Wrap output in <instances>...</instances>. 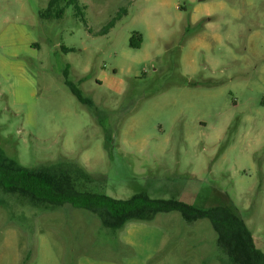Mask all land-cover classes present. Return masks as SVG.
Here are the masks:
<instances>
[{
    "label": "rangeland",
    "instance_id": "374dc122",
    "mask_svg": "<svg viewBox=\"0 0 264 264\" xmlns=\"http://www.w3.org/2000/svg\"><path fill=\"white\" fill-rule=\"evenodd\" d=\"M48 2L0 0V161H78L111 196L226 194L264 252V0H81L45 20ZM217 239L176 211L113 231L0 193V264H228Z\"/></svg>",
    "mask_w": 264,
    "mask_h": 264
},
{
    "label": "trees",
    "instance_id": "16d2710c",
    "mask_svg": "<svg viewBox=\"0 0 264 264\" xmlns=\"http://www.w3.org/2000/svg\"><path fill=\"white\" fill-rule=\"evenodd\" d=\"M80 1L49 0L40 17L45 20L62 19L69 7H74L81 13ZM121 12L109 22L108 31L114 27ZM142 42V36L134 33L129 44L131 48L139 49ZM62 50L65 53L71 51L66 47ZM68 76L69 67L64 71V84L82 105L94 107L92 100L86 98L78 86L85 79L80 80L77 85ZM107 142L108 138L105 141L106 150ZM107 186V175L91 173L78 161L66 158L31 167L0 161V193L3 195L24 196L35 204L50 208L69 205L74 209L86 210L99 216L113 231L116 228L123 229L130 222H150L158 213L176 211L188 222L208 219L217 233L218 247L226 253L228 264H264V252L257 248L239 209L226 194H223L221 203L198 207L176 197L153 198L146 191L127 197L114 191L111 196V188L108 186V189Z\"/></svg>",
    "mask_w": 264,
    "mask_h": 264
},
{
    "label": "crops",
    "instance_id": "0c3cea01",
    "mask_svg": "<svg viewBox=\"0 0 264 264\" xmlns=\"http://www.w3.org/2000/svg\"><path fill=\"white\" fill-rule=\"evenodd\" d=\"M134 231H138L137 227H135L134 225L133 226L132 225H129L128 226V230H127V235L128 234H131V232H134Z\"/></svg>",
    "mask_w": 264,
    "mask_h": 264
}]
</instances>
